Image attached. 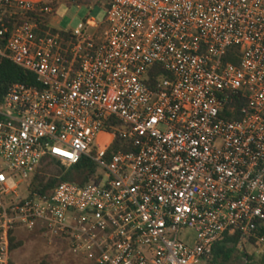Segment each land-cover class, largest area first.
<instances>
[{
	"label": "built area",
	"instance_id": "built-area-1",
	"mask_svg": "<svg viewBox=\"0 0 264 264\" xmlns=\"http://www.w3.org/2000/svg\"><path fill=\"white\" fill-rule=\"evenodd\" d=\"M63 1L0 0V58L40 84L0 99V264L20 227L87 263L206 264L227 235L264 254V0H103L53 33ZM82 159L86 185L31 189Z\"/></svg>",
	"mask_w": 264,
	"mask_h": 264
},
{
	"label": "trees",
	"instance_id": "trees-1",
	"mask_svg": "<svg viewBox=\"0 0 264 264\" xmlns=\"http://www.w3.org/2000/svg\"><path fill=\"white\" fill-rule=\"evenodd\" d=\"M85 4L108 8V5L103 0H83L78 5L81 6ZM44 20L48 21L47 19ZM41 28L46 31L49 30L47 26H45V24H42ZM52 32L56 33L57 30L53 29ZM237 51L238 48H233L232 52L229 54L226 60L238 64V59L234 57V53ZM14 84H23L28 87L40 86L37 81V77L34 74L17 67L8 60L0 58V99L4 97V95ZM244 104L245 103L243 102H236V100H234L233 104H230V107L234 106L239 111ZM124 145L125 142L118 138L115 141L110 153L117 152L119 150H124L126 152L132 150L130 146L126 147ZM56 163L58 165H61V163L56 161H45L39 172L34 176L32 180L31 189L33 191H37L40 193H50L63 182H72L80 186H84L89 183L91 179L97 174L95 165L88 159H82L79 164L69 169L62 167L59 169V173L54 174L53 176H49L47 164L53 165ZM238 241V236H225V238L221 242L214 245L212 253L209 259L206 261V264H238L242 260L245 261V264H264V255L259 262H255L254 255H250L248 252L239 251ZM11 242L12 253L22 245V243L16 242L15 237L12 238ZM10 264L14 263L11 261ZM40 264L53 263L48 260H43Z\"/></svg>",
	"mask_w": 264,
	"mask_h": 264
},
{
	"label": "rangeland",
	"instance_id": "rangeland-1",
	"mask_svg": "<svg viewBox=\"0 0 264 264\" xmlns=\"http://www.w3.org/2000/svg\"><path fill=\"white\" fill-rule=\"evenodd\" d=\"M55 7L56 12L47 19L49 25L55 30H75L81 23L91 19L95 20V24H102L108 16L106 7L80 6L66 0L59 2ZM1 165L0 160V167ZM62 167H64L62 164H47L48 175L53 176L59 173ZM15 238L16 242L22 245L12 253L14 264H40L43 260H48L53 264L87 263L84 257L73 254L63 240L52 237L41 228L30 231L25 227H20L15 231ZM247 251L255 256V262H259L264 255L251 244L247 246ZM238 264H245V261L242 260Z\"/></svg>",
	"mask_w": 264,
	"mask_h": 264
}]
</instances>
